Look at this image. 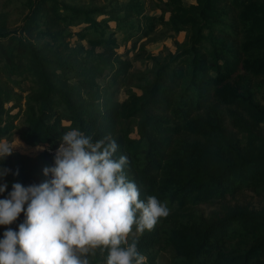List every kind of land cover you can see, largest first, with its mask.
Here are the masks:
<instances>
[{
  "label": "trees",
  "instance_id": "1",
  "mask_svg": "<svg viewBox=\"0 0 264 264\" xmlns=\"http://www.w3.org/2000/svg\"><path fill=\"white\" fill-rule=\"evenodd\" d=\"M23 5L27 11L14 28L0 13V140L16 133L46 150L13 151L0 160L9 170L0 179L7 183L0 199L13 183L48 179L42 170L54 165L49 150L71 128L93 141L110 135L115 157L128 158L125 173L140 199L155 195L170 209L138 235L145 264H157L163 251L173 264H264V205L228 201L245 189L264 200V103L251 86L264 75V0H157L159 16L144 14L138 0L120 9L123 19L143 17V27L98 7L59 0ZM112 20L146 34L159 23L185 32L187 44L151 74L135 73L117 51ZM72 36L90 48L70 44ZM118 84L126 85L121 100L111 90ZM214 203L208 214L198 208ZM22 221L23 213L7 227ZM89 264H106V253L89 256Z\"/></svg>",
  "mask_w": 264,
  "mask_h": 264
},
{
  "label": "clouds",
  "instance_id": "2",
  "mask_svg": "<svg viewBox=\"0 0 264 264\" xmlns=\"http://www.w3.org/2000/svg\"><path fill=\"white\" fill-rule=\"evenodd\" d=\"M18 147V139L0 140V160ZM117 150L110 135L93 141L78 128L63 133L54 165L42 170L49 178L13 183L0 199V226H6L0 264H89L97 252L106 253V264H145L138 235L152 231L170 209L155 195L140 199L139 187L125 173L128 158H116ZM8 172L0 168V179ZM6 189L7 183L0 184V193ZM21 213L17 228L7 227Z\"/></svg>",
  "mask_w": 264,
  "mask_h": 264
},
{
  "label": "rangeland",
  "instance_id": "3",
  "mask_svg": "<svg viewBox=\"0 0 264 264\" xmlns=\"http://www.w3.org/2000/svg\"><path fill=\"white\" fill-rule=\"evenodd\" d=\"M61 3L73 4L84 8L98 7L105 13H110L113 18L119 19L120 23L129 25H139L143 27V17H131L130 19H123V12L120 10L124 5L133 3L135 0H59ZM143 2L144 14H150L159 16L161 9L156 5L157 0H138ZM193 0H184L185 3ZM24 0H0V13L7 15V25L9 28H14L20 24V20L26 13V8L23 5ZM105 17V15L97 16L98 19ZM140 20V21H139ZM111 31H114V37L117 40L118 53L122 54V57L129 59L132 63L131 71L137 73L142 71L146 74L154 72L157 64L164 61L169 57L170 53H174L178 48L182 49L186 46V33H173L167 31L159 23L155 24V28L150 33H143V31H136L133 28H117L115 22L112 20L109 22ZM82 25L72 28V31L80 29ZM131 35L128 40L125 36ZM72 45H83L85 48H90L85 40H78L76 36L69 38ZM101 48L94 49L95 52L100 51ZM85 54V53H84ZM100 82H103L101 79ZM254 98L260 103H264V75L254 77L251 79ZM26 85V83H24ZM126 85H116L111 88L114 92V96L119 100L126 97L125 93ZM17 90V89H16ZM19 90V89H18ZM20 91V90H19ZM26 92L23 91V95ZM10 105V104H7ZM16 111L13 110V112ZM17 123H20L18 121ZM132 136L136 135L135 128H133ZM5 139V138H4ZM18 139L21 142V147L14 149L21 153L34 155L40 150H37L38 146L31 147L24 144L16 133H13L8 141H15ZM3 140V139H1ZM43 147V146H40ZM231 203H238L247 205L253 209H259L263 207L264 200L256 192L250 189H245L237 192L233 196L228 198ZM218 205V204H217ZM214 204H202L199 205V209L205 214H208L212 209L217 206ZM3 226H0V229ZM157 264H173L169 251H163L160 253Z\"/></svg>",
  "mask_w": 264,
  "mask_h": 264
},
{
  "label": "built area",
  "instance_id": "4",
  "mask_svg": "<svg viewBox=\"0 0 264 264\" xmlns=\"http://www.w3.org/2000/svg\"><path fill=\"white\" fill-rule=\"evenodd\" d=\"M55 151H56V149H54V150H49V152H51V153H53V154H55Z\"/></svg>",
  "mask_w": 264,
  "mask_h": 264
}]
</instances>
